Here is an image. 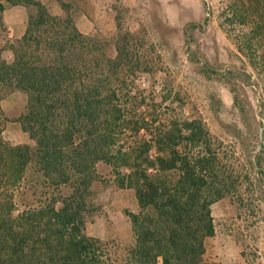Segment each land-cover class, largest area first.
<instances>
[{"label": "trees", "instance_id": "trees-1", "mask_svg": "<svg viewBox=\"0 0 264 264\" xmlns=\"http://www.w3.org/2000/svg\"><path fill=\"white\" fill-rule=\"evenodd\" d=\"M59 3L62 17L41 1L0 0L4 32L7 8L27 12L20 37L0 35V101L11 91L25 95L16 121L34 141H5L0 107V264H200L204 241L215 232L211 206L233 186L215 140L197 118L166 120L161 108L169 93L137 84L153 73L150 61L131 50L128 33L111 41L86 36L71 15L74 4ZM226 21L243 28L240 50L264 67V0L234 1ZM196 28L201 24L189 23L184 34ZM202 70L227 86L242 110L239 73L205 60ZM260 160L256 154L258 171ZM98 181L134 193L138 211H124L134 241L121 252L85 233Z\"/></svg>", "mask_w": 264, "mask_h": 264}, {"label": "rangeland", "instance_id": "rangeland-1", "mask_svg": "<svg viewBox=\"0 0 264 264\" xmlns=\"http://www.w3.org/2000/svg\"><path fill=\"white\" fill-rule=\"evenodd\" d=\"M234 1L238 0H114L111 23L96 15L89 30L76 26L86 36L107 41L128 33L133 38L131 50L150 61L153 73L141 74L137 84L144 89L152 84L156 94L162 89L169 93L161 108L166 120L174 115L197 118L215 140L219 165L231 173L233 186L211 206L215 232L204 241L200 264H264V67L257 60L250 63L240 50L238 36L243 28L226 21ZM72 8L76 22L79 8ZM192 22L201 28L184 34V27ZM5 29H0L4 39L20 37H9L6 25ZM106 51L111 54L113 49ZM1 57L10 62L12 53L4 50ZM203 60L220 71L239 73L234 82L242 110L227 86L206 78ZM244 74L250 75L249 82ZM25 103V95L18 91L5 93L0 101L6 119L2 136L11 145H34L16 121ZM259 153L258 171L253 161ZM89 202L93 211L85 223L88 236L107 243L110 252H121L133 243L130 219L124 214L138 211L132 190L98 181Z\"/></svg>", "mask_w": 264, "mask_h": 264}, {"label": "crops", "instance_id": "crops-1", "mask_svg": "<svg viewBox=\"0 0 264 264\" xmlns=\"http://www.w3.org/2000/svg\"><path fill=\"white\" fill-rule=\"evenodd\" d=\"M41 1L46 4L49 12L52 15L61 16L63 15V10L60 6L59 0H36ZM63 2L70 1L79 8V13L75 22V25L80 30L86 28L89 30L92 21L96 19V15L99 16L100 20H105L104 22L113 21L114 11H113V1L114 0H61ZM98 13V14H97ZM3 21L7 26L8 36H21L24 32L27 22V12L26 8L22 5L11 6L7 8L3 13ZM82 32V31H81Z\"/></svg>", "mask_w": 264, "mask_h": 264}, {"label": "water", "instance_id": "water-1", "mask_svg": "<svg viewBox=\"0 0 264 264\" xmlns=\"http://www.w3.org/2000/svg\"><path fill=\"white\" fill-rule=\"evenodd\" d=\"M262 131H263V127L261 126V127L259 128V132H258V136H259V139H260V140H261L262 137H263V133H262ZM259 147H260V145H258V149H259Z\"/></svg>", "mask_w": 264, "mask_h": 264}]
</instances>
